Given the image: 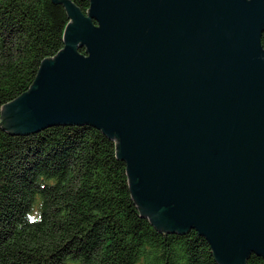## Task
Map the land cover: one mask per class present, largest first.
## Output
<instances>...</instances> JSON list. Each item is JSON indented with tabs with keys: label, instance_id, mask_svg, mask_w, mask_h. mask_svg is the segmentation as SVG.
I'll return each instance as SVG.
<instances>
[{
	"label": "water",
	"instance_id": "water-1",
	"mask_svg": "<svg viewBox=\"0 0 264 264\" xmlns=\"http://www.w3.org/2000/svg\"><path fill=\"white\" fill-rule=\"evenodd\" d=\"M53 1L64 46L0 126H95L157 229H195L216 264L264 260V0Z\"/></svg>",
	"mask_w": 264,
	"mask_h": 264
},
{
	"label": "trees",
	"instance_id": "trees-1",
	"mask_svg": "<svg viewBox=\"0 0 264 264\" xmlns=\"http://www.w3.org/2000/svg\"><path fill=\"white\" fill-rule=\"evenodd\" d=\"M70 1L86 14L89 0ZM69 20L63 2L0 0V116L63 48ZM125 169L91 124L0 126V264H216L195 229L163 232L139 214ZM246 264L264 260L252 253Z\"/></svg>",
	"mask_w": 264,
	"mask_h": 264
}]
</instances>
